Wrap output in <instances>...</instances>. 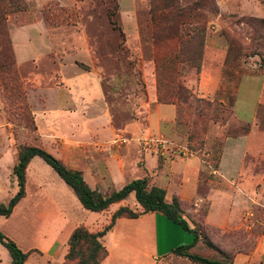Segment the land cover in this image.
<instances>
[{
    "label": "rangeland",
    "instance_id": "obj_1",
    "mask_svg": "<svg viewBox=\"0 0 264 264\" xmlns=\"http://www.w3.org/2000/svg\"><path fill=\"white\" fill-rule=\"evenodd\" d=\"M195 1L178 0L180 6ZM210 1L215 11L200 10L202 16L183 27L187 35L176 65V103L169 104L172 110L161 122L160 131L167 134L163 137L149 133L156 131L148 126L146 116L153 107L148 104L147 90L154 87L155 92L149 0H24V9L6 13L14 69L35 131L17 123L15 139L12 126L17 122L18 101L5 103L0 95V202L5 203L16 190L11 166L16 160L17 143L40 146L75 169V141L44 132L48 118L42 110L70 109L75 100L91 97L96 102L91 106L96 119L104 106L113 127L123 129L118 132H130L127 125L134 120L142 132H147L134 139L128 133L110 137L102 142L109 151L125 145L147 148L143 140L152 137L162 140L154 145L165 146L169 153L177 154V148L184 147V157L197 156L201 167L195 173L196 192L182 205L183 211L202 225L215 245L232 253V264H264V60L251 53L254 28L242 19L264 17V0ZM109 10L114 12L117 28L107 18ZM173 46H177L175 39H163L156 53ZM188 91L223 103L228 112L223 123H208L205 132L198 127L196 137L189 142L188 127L179 122L180 104ZM59 117L62 131L63 122L75 124V117L66 119L61 113ZM240 124L249 127L250 136L246 140L229 138L222 162L229 175L240 171L228 187L238 182L241 192H235L231 202V197L219 200L221 194L216 190L226 187L225 183L209 167L211 160L202 159L214 153L220 157L226 138L222 132ZM62 135L71 136L67 132ZM187 143L194 150H189ZM30 161L25 169V196L9 216L0 215V231L28 251L24 264H60L68 230L55 233L62 223L54 206L62 204L65 222L70 220L76 226L93 224V218L102 215L78 207L74 197L67 198L72 192L40 157ZM125 202L131 209L140 210L133 198ZM46 211L47 216L43 214ZM159 215L155 221L141 215L136 220L119 221L115 238L121 245L110 246L108 264H195L170 252L177 245L189 243L191 234ZM51 234L52 241L44 247ZM104 242L110 243L108 237ZM189 251L219 258L200 241Z\"/></svg>",
    "mask_w": 264,
    "mask_h": 264
},
{
    "label": "trees",
    "instance_id": "obj_2",
    "mask_svg": "<svg viewBox=\"0 0 264 264\" xmlns=\"http://www.w3.org/2000/svg\"><path fill=\"white\" fill-rule=\"evenodd\" d=\"M149 17L151 22V42L155 47L153 53V70L155 80V100L161 104H175L178 83L176 80V65L180 59L181 46L185 37L183 27L200 18L202 12L215 11L210 0H198L191 5L180 6L178 0H149ZM24 0H0V95L3 101H18L19 111L16 114L17 122L12 126V132L16 139V125L19 123L30 132L35 131L33 116L25 100V94L18 81L10 41L5 25V14L25 8ZM114 12L109 10L107 18L113 27L112 19ZM246 23L254 28L251 39L252 54L258 55L264 60V17H245ZM117 28V27H116ZM175 39L177 46L156 53L161 41ZM184 61H189L185 58ZM81 65V64H79ZM198 69V64H193ZM86 67V66H85ZM182 114L179 122L187 125V142L196 137L198 127L205 132L208 123H223L228 112L225 105L217 100L196 96L188 91L180 104ZM225 113L224 115H222ZM249 127L245 124L226 128L224 137H236L247 134ZM187 148L192 149L187 143ZM207 153V152H205ZM33 156H38L46 163L63 183L72 192L82 208L100 212L105 210L111 203L126 199L129 193L140 207L136 211L127 205H119L109 216L107 222L96 231L88 230L83 225H77L71 229L66 239V251L60 264H101V260L107 255V249L102 243L105 235L119 217L137 218L145 213H157L164 216L172 223L177 224L183 231L191 234V241L177 245L170 250L175 255L186 257L195 264H232V253L219 248L207 236L202 225L193 220L183 211L182 205L186 199L173 194L169 199L165 198V190L161 187L150 185L149 177L144 175L124 183L119 189L108 193H101L95 188H90L84 181L81 171L67 167L59 158L37 145L18 144L16 147V160L11 166V174L16 183L15 192L5 203L0 202V215L9 216L13 206L24 196L25 168ZM209 162V167L215 169L219 161V153H214L210 158H203ZM159 164V160H157ZM200 241L206 247L213 249L219 254V258L209 257L204 253L190 252L189 248ZM0 245L3 246L9 256L7 264H23L28 251L21 250L16 243L0 231Z\"/></svg>",
    "mask_w": 264,
    "mask_h": 264
},
{
    "label": "crops",
    "instance_id": "obj_3",
    "mask_svg": "<svg viewBox=\"0 0 264 264\" xmlns=\"http://www.w3.org/2000/svg\"><path fill=\"white\" fill-rule=\"evenodd\" d=\"M147 95L149 99V106L151 104L153 106L151 110H147L146 112L147 124L150 128L155 129L156 131L149 133H153L155 136L163 137L164 134H167L160 131V125L162 121L166 120L169 113L171 112V106L169 104H161L155 101L154 87L151 88V90H147ZM92 105H96V102H94L91 97H86L83 99L79 98L75 100V105L71 106L70 109H41L42 115L45 116L44 118H48V120H46L45 122V124H47V128L44 129V132H51L52 136H61V138L64 140L69 139L68 141H75V169L81 171L84 181L90 188H95L98 191L108 193L111 190L119 189L124 183L131 179L140 178L144 175H147L149 177L150 185H155L165 190L166 199H169L173 194L186 200L191 199L195 195L197 184V174L195 173L201 167L197 156L189 154L184 157L183 154L186 153L184 147L177 148L179 150L177 154L169 153L168 148H166L165 146L140 148L136 145H125L119 146L111 152L109 151L110 149L108 150L107 146H104L105 144L102 145V142H104V140H107L108 138L113 136L123 135V133H125V135L128 133V136L134 139L139 135L145 134L147 132H142L141 128H138L136 123L137 120H134L127 125V127L130 128V132H118V130L122 131L123 129H115L113 127L109 114H107L106 108L103 105L102 108L100 107L101 114L99 118L96 119V117L93 115L95 110L94 107H91ZM60 113L66 119L69 117H75V124L71 126L67 124V122H63L64 131H62L57 121V119L60 118ZM36 129L37 132H39V134L41 135V131L38 129L37 125ZM61 132H67L69 136H71L67 137L65 135H62ZM72 134H74L75 136ZM258 134H261V132H259ZM249 136L250 130L245 135L238 137H226L224 139L217 167L212 170L219 175L220 179L223 181V183H225V186L227 187V189L226 187H224L223 189L216 190L218 195L221 194L218 197L219 200H222L223 198H229L230 200L231 197V202L233 199L235 200L234 193L236 192L240 195L241 192L238 182H236L235 187H228V183H233L234 179L239 176L240 171H238L235 176H231L227 173L222 162L225 151L224 145L226 141L229 140V138L246 140L249 138ZM30 160L28 164L31 162ZM157 160H159V164H157ZM68 193L69 194L67 196H64L69 199L70 197H74L73 194L71 196L70 192ZM239 195L237 196V198L239 197ZM130 197L133 198L132 193H129L126 199L111 203L105 210L98 212L100 215H102V218L99 219V217L96 216V218H93L96 220L93 224L91 222H84L83 225H85L86 227L88 226V229L91 231L98 230L99 228L97 227L107 222L110 214L119 205H127L125 201ZM74 199L75 204L78 207H81L77 199L75 197ZM50 200L52 201V199ZM235 203L237 204V202ZM15 205L13 207H15ZM54 207L56 208L58 216L60 217L62 223L61 227L56 228L55 233L67 229L68 235V232L76 225L72 223L70 224V220H68L69 222H65L66 211L65 209H63L64 206L62 204L60 206L55 205ZM47 212L48 211L43 214L47 216ZM141 216H143L142 218H150L153 221H155L156 218L160 217V215L156 213H145ZM133 219L136 220V218H117L112 228L102 236V243L107 249V255L101 260V264H108L111 260L110 258L112 249L110 248V246L114 248V246L116 245H121V242L117 241L115 238V230L118 222L130 221ZM51 235L52 236L50 237L52 238L44 245V247H47L52 241L54 234ZM107 237L108 240H110V243H108L109 245L104 242V239ZM6 252V249L0 245V264L8 263L9 256H6ZM118 256L120 255L118 254Z\"/></svg>",
    "mask_w": 264,
    "mask_h": 264
},
{
    "label": "built area",
    "instance_id": "obj_4",
    "mask_svg": "<svg viewBox=\"0 0 264 264\" xmlns=\"http://www.w3.org/2000/svg\"><path fill=\"white\" fill-rule=\"evenodd\" d=\"M156 141H162V140H159V139H155V138H152V137H145L144 140H143V144L145 146H155L154 143H156Z\"/></svg>",
    "mask_w": 264,
    "mask_h": 264
}]
</instances>
